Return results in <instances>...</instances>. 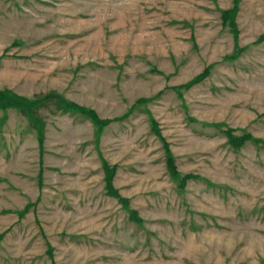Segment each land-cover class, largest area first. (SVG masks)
<instances>
[{
	"label": "rangeland",
	"instance_id": "rangeland-1",
	"mask_svg": "<svg viewBox=\"0 0 264 264\" xmlns=\"http://www.w3.org/2000/svg\"><path fill=\"white\" fill-rule=\"evenodd\" d=\"M0 264H264V0H0Z\"/></svg>",
	"mask_w": 264,
	"mask_h": 264
}]
</instances>
